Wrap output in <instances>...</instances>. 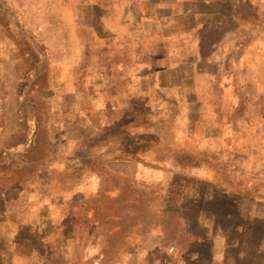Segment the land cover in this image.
Returning a JSON list of instances; mask_svg holds the SVG:
<instances>
[{
    "label": "crops",
    "instance_id": "1",
    "mask_svg": "<svg viewBox=\"0 0 264 264\" xmlns=\"http://www.w3.org/2000/svg\"><path fill=\"white\" fill-rule=\"evenodd\" d=\"M7 1L8 12L21 15L24 27L36 31L44 44L59 46L55 54L62 61L78 60L83 46L94 44L104 46L109 60L119 55L123 63L102 72L115 78L114 84L105 78L98 82L119 88L117 96H108L104 88L95 101L94 111L105 116V125L122 123L128 93L143 102L140 93L146 88L156 94L145 101L149 123L173 111L169 139L190 142L186 154L216 158L215 164L173 161L165 167L161 151L153 147L135 153L139 182L182 190L179 227L167 242L155 232V239L130 249L121 243L109 264H264V112L256 111L264 107V0ZM128 46L134 47L130 57ZM128 58L134 62L131 70ZM235 71L253 78L242 88L253 94L247 104L252 115L242 120L222 115L225 108L236 109ZM213 92L215 102L209 103ZM73 109L74 121L84 118L81 108ZM84 151L72 148L56 157L58 170L87 172L70 190L58 182L52 189L42 182L0 189V264H78L79 252L82 263L108 264L106 243L101 249L96 241L94 211L88 204L82 218L75 211L79 200L89 201L97 188L93 171L79 159L90 157V148ZM176 175L183 181L175 182ZM68 204L76 205L71 213ZM82 221L86 233L80 232Z\"/></svg>",
    "mask_w": 264,
    "mask_h": 264
},
{
    "label": "rangeland",
    "instance_id": "2",
    "mask_svg": "<svg viewBox=\"0 0 264 264\" xmlns=\"http://www.w3.org/2000/svg\"><path fill=\"white\" fill-rule=\"evenodd\" d=\"M30 4L42 5L45 0H31ZM8 6L7 0H0V189L39 182L52 189L58 182L57 186L70 190L72 184L87 172L78 173L70 168L58 170L55 168L56 157L67 154L72 148L85 150L83 154H88L90 148V157L79 159L93 171L97 188L89 201L79 200L75 211L80 212L81 218L87 204L90 212L94 211L96 241L101 249L106 243L107 263L115 260L113 256L121 243L130 249L140 241L155 239V232L167 242L179 227L176 215L182 190H170L163 183L139 182L134 177V154L153 147L161 151L160 158L165 167L173 161L192 166H199L203 160L215 164L216 158L205 157L199 151L186 154L183 150L191 147L190 142L175 143L169 139L174 126L170 115L173 111H167L166 117H160L161 121L155 119L154 124L149 123L147 118L151 110L145 101L156 99V94L146 88L140 93L143 102L135 94L128 93V109L120 111L122 123L116 121L105 125V116L94 111L95 101L99 100V91L103 92L104 88L108 96L119 95V88L102 87L98 82L104 80V70L123 63L119 55L109 60L104 46L94 44L83 46L78 60L62 61L61 56L55 54L59 46L44 44L36 31L24 27L21 15L8 12ZM84 16L89 13L85 12ZM132 48L127 47L129 57L134 51ZM133 63L130 58L125 62L129 70L133 69ZM233 73L234 85L239 88L235 94L238 102L236 109L225 108L222 115L242 120L252 115L253 110L248 109L247 104L253 94L242 88L253 84L248 81L253 78L244 77L240 71ZM105 79L114 84L115 78ZM216 95L215 92L208 94L209 103L215 102ZM74 107L82 109L84 118L74 121ZM256 111L262 113L264 107ZM195 112L199 114V109ZM215 112L211 105L209 113L214 116ZM118 116L117 112L115 117ZM140 121L138 127L132 126ZM124 123L128 126L124 127ZM196 129H200L199 124ZM172 179L183 181L179 175ZM73 205H69L70 213L76 206ZM80 223L83 225L80 232L86 233L87 224ZM89 227L91 229V225ZM81 257L79 252L78 258L82 261ZM81 261L78 264H87Z\"/></svg>",
    "mask_w": 264,
    "mask_h": 264
}]
</instances>
